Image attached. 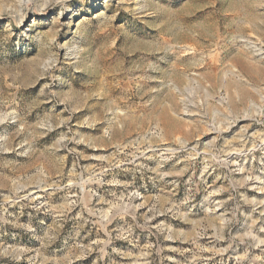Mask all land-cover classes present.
<instances>
[{
  "label": "rangeland",
  "instance_id": "rangeland-1",
  "mask_svg": "<svg viewBox=\"0 0 264 264\" xmlns=\"http://www.w3.org/2000/svg\"><path fill=\"white\" fill-rule=\"evenodd\" d=\"M0 264H264V0H0Z\"/></svg>",
  "mask_w": 264,
  "mask_h": 264
}]
</instances>
